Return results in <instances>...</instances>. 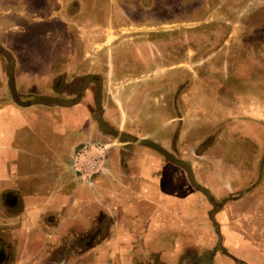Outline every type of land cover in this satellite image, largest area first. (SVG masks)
Returning <instances> with one entry per match:
<instances>
[{"label":"rangeland","instance_id":"rangeland-1","mask_svg":"<svg viewBox=\"0 0 264 264\" xmlns=\"http://www.w3.org/2000/svg\"><path fill=\"white\" fill-rule=\"evenodd\" d=\"M65 7L69 20L64 22H70L76 40L70 46L83 55L70 61L89 73L69 84V100L60 101L79 100L89 84L91 102L90 133L83 134L87 127L72 131L75 138L62 155L72 174L79 182L87 179L106 148L148 145L164 154L158 155L162 161L185 170L192 188L209 201L206 209H221L219 227L252 237L264 254V142L254 135L264 131V0H0V52L6 54V35L64 39L56 26ZM97 118L112 134H98ZM192 168L203 185L221 170L218 179L229 183V191L216 198L198 183ZM3 210L0 202V229ZM206 223L216 229L213 219ZM166 238L161 236L160 243L168 245ZM210 240L203 235V243ZM213 243L222 258L243 263L254 256L253 251L221 249L220 235ZM194 248L199 256L193 250L175 264L203 259L207 250ZM159 254L147 252L138 262L166 264ZM262 258L256 260L264 264ZM100 259L122 264L111 251Z\"/></svg>","mask_w":264,"mask_h":264},{"label":"crops","instance_id":"crops-1","mask_svg":"<svg viewBox=\"0 0 264 264\" xmlns=\"http://www.w3.org/2000/svg\"><path fill=\"white\" fill-rule=\"evenodd\" d=\"M67 16L58 19L56 26L63 29L64 39L41 34L21 40L6 35V54L0 52V202L4 207L0 239L13 252L11 264H40L38 259L48 251L46 257L56 248L76 251V245L84 252L71 264L87 259L103 264L101 253L108 251L118 255L122 264H139L150 251H160L158 260L175 264L193 250L198 255L197 246L207 253L194 264H229V260L230 264H261L256 257L262 261V247L250 236L219 227L221 209L212 213L206 209L209 201L192 188L185 170L162 161L158 155L164 154L152 147L116 146L108 150L96 175L79 182L78 175L72 174L68 157L62 155L75 138L72 131L87 127L83 134L90 133L91 102L89 84L79 100L60 101L69 100V83L89 73L70 61L83 55L77 56L76 46H70L76 40ZM198 174H193L196 180ZM218 178L211 184L197 181L219 198L230 185ZM2 198H14L15 207L5 206ZM209 218L216 229L207 225ZM203 235L211 237V243H203ZM218 235L226 252L231 247L243 255L253 251L254 256L249 254L243 263L219 257L220 249L213 243ZM161 236L171 239L168 245L160 243Z\"/></svg>","mask_w":264,"mask_h":264},{"label":"flooded vegetation","instance_id":"flooded-vegetation-1","mask_svg":"<svg viewBox=\"0 0 264 264\" xmlns=\"http://www.w3.org/2000/svg\"><path fill=\"white\" fill-rule=\"evenodd\" d=\"M100 119H102V118L100 117ZM96 120L94 122H96V124H97L98 132H99L98 134H100L102 136H106V135L112 134L108 130V128H107V126L105 124H100L99 125V119L97 118ZM254 133H256V132H254ZM116 135H118V138H120L121 133L115 132L114 136H116ZM256 137L259 140L264 142V131L259 129L258 135H256ZM144 146H146V145H144ZM118 147H120V148L122 147L123 148V147H127V146H118ZM147 147H150V146L147 145ZM108 150H110V149L106 148L104 150L101 164L99 165L98 168H96L93 172H91V174L88 175V178L96 175L99 171H101L103 169L104 163L106 162V159H107ZM14 200H15L14 198H2L3 204L5 206H11L12 208L15 207L14 205L16 204ZM211 200H212V198H210V201ZM211 202L213 204H217V203H219V200H214L213 199ZM77 231L79 232V231H81V229L76 230V232ZM81 237H82V235H81ZM81 240L82 239H80V241ZM75 250L76 251H73V250L67 251V250H59V248H56V249L53 250L52 255L51 254L49 255L50 258L52 256L51 259L49 257L45 256L46 254H49V251H48L47 253H45V255H43V256L41 255V257L38 259V262L40 264H47V263H52V264H68V263H70L71 264V262L73 263L74 261L77 260V256H79L80 254H83V252H84L82 248H79V245H76ZM8 252H10V248H9L8 244H4L1 241V239H0V264H6L9 261Z\"/></svg>","mask_w":264,"mask_h":264}]
</instances>
